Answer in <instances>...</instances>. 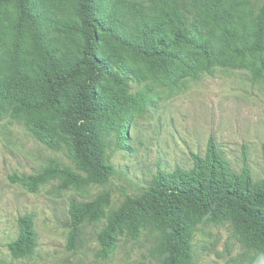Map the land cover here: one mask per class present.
Here are the masks:
<instances>
[{"label": "rangeland", "instance_id": "rangeland-1", "mask_svg": "<svg viewBox=\"0 0 264 264\" xmlns=\"http://www.w3.org/2000/svg\"><path fill=\"white\" fill-rule=\"evenodd\" d=\"M264 0H94L102 29L96 54L107 72L97 90L115 105L125 136L111 133L106 158L114 174L105 184L66 180L56 174L34 192L12 176L36 175L49 166L77 170L59 116L41 96V70L50 56L77 65L83 38L75 0H31L40 37L20 24L18 0H0V264H160V233L142 226L136 238L119 236L102 257L98 233L127 195H137L161 170L189 169L192 154L204 155L212 139L236 172L264 177V50L250 51ZM180 18L211 49L183 46L169 75L151 71L134 46L145 28ZM190 52L194 58H186ZM83 72V71H82ZM122 79V83L120 79ZM116 126V125H115ZM117 128V127H116ZM46 136V139L42 138ZM110 193L105 214L79 227L69 244L68 207ZM28 214L36 236L29 255H11L8 244ZM190 264H264L228 220L198 223L189 238Z\"/></svg>", "mask_w": 264, "mask_h": 264}, {"label": "trees", "instance_id": "trees-1", "mask_svg": "<svg viewBox=\"0 0 264 264\" xmlns=\"http://www.w3.org/2000/svg\"><path fill=\"white\" fill-rule=\"evenodd\" d=\"M75 1L83 38L79 61L77 65H69L50 56L46 68L41 70L40 83L42 103L59 116L60 128L70 140L75 166L84 177L57 165L36 175L12 176L13 181L32 192L56 174L65 177L61 184L63 188L75 180L105 184L115 172L106 158V149L110 145L108 136L111 133L121 138L125 136L124 123L114 121L117 115L115 105L105 101L97 90L107 70L103 59L96 54L102 24L96 15L94 0ZM31 4V0H18V19L32 37L38 39L41 34ZM172 17L168 36L162 26L154 25L151 29L145 28L144 43L133 47L151 71H161L165 75L170 74L174 63L183 60L184 56L178 50L180 47L198 49L206 61L212 58L210 47L200 42L198 33L180 18ZM263 50L264 1L256 18L250 46V51L256 53ZM185 57L194 58V53ZM42 138L46 139V136L42 135ZM192 161L189 169L159 170L147 187L137 195H127L107 216L104 228L97 235L102 257L114 249L119 236L136 238L140 228L147 226L160 233V264H190L189 238L194 227L205 221L222 220L230 221L245 243L264 256V177L254 181L246 167L240 172L233 171L212 139L204 155L193 153ZM109 203L110 193L107 191L91 200L70 202V245L77 237L80 225L101 219ZM19 223V235L8 244L15 257L31 254L37 244L31 217L25 214L19 218Z\"/></svg>", "mask_w": 264, "mask_h": 264}]
</instances>
